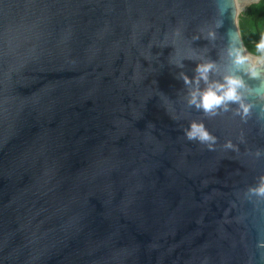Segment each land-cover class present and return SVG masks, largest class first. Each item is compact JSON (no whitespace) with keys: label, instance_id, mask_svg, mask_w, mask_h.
Masks as SVG:
<instances>
[{"label":"water","instance_id":"1","mask_svg":"<svg viewBox=\"0 0 264 264\" xmlns=\"http://www.w3.org/2000/svg\"><path fill=\"white\" fill-rule=\"evenodd\" d=\"M257 1L0 0V264H264Z\"/></svg>","mask_w":264,"mask_h":264},{"label":"clouds","instance_id":"2","mask_svg":"<svg viewBox=\"0 0 264 264\" xmlns=\"http://www.w3.org/2000/svg\"><path fill=\"white\" fill-rule=\"evenodd\" d=\"M196 73L199 77L207 80L206 72L207 66L196 64ZM185 84L189 83V78L181 73ZM241 86V81L235 78H227L226 86L224 84H217L215 88L206 86L203 89H196L190 94V103L196 108L202 109L206 114L214 113L217 108H225L229 102H239L240 95L237 92V87ZM244 113L248 112L247 106L241 104ZM184 135L189 141H198L207 143L211 148L212 143L215 142V137L204 127L203 123L196 121L190 122L189 126L185 128ZM231 146V145H229ZM264 193V188L260 190Z\"/></svg>","mask_w":264,"mask_h":264},{"label":"trees","instance_id":"3","mask_svg":"<svg viewBox=\"0 0 264 264\" xmlns=\"http://www.w3.org/2000/svg\"><path fill=\"white\" fill-rule=\"evenodd\" d=\"M237 26L245 49L264 55V0L246 5L237 15Z\"/></svg>","mask_w":264,"mask_h":264},{"label":"bare ground","instance_id":"4","mask_svg":"<svg viewBox=\"0 0 264 264\" xmlns=\"http://www.w3.org/2000/svg\"><path fill=\"white\" fill-rule=\"evenodd\" d=\"M246 61L248 62V63H250V65L252 66V67H254L255 65L256 66H261V69H263L264 70V60H260V61H256V60H254V59H250L249 57H246Z\"/></svg>","mask_w":264,"mask_h":264}]
</instances>
